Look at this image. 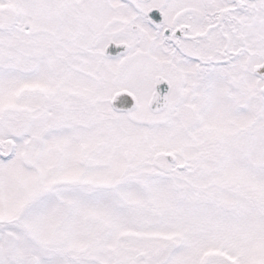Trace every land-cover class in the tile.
Wrapping results in <instances>:
<instances>
[{"label":"snow or ice","instance_id":"obj_1","mask_svg":"<svg viewBox=\"0 0 264 264\" xmlns=\"http://www.w3.org/2000/svg\"><path fill=\"white\" fill-rule=\"evenodd\" d=\"M0 264H264V0H0Z\"/></svg>","mask_w":264,"mask_h":264}]
</instances>
